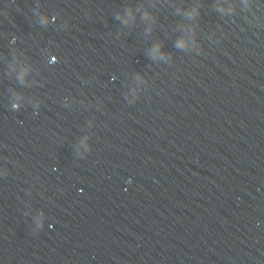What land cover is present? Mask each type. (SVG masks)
<instances>
[{"label":"water","instance_id":"95a60500","mask_svg":"<svg viewBox=\"0 0 264 264\" xmlns=\"http://www.w3.org/2000/svg\"><path fill=\"white\" fill-rule=\"evenodd\" d=\"M0 264H264V0H0Z\"/></svg>","mask_w":264,"mask_h":264}]
</instances>
